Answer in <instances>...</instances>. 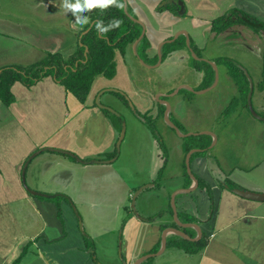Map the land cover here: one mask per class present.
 I'll return each mask as SVG.
<instances>
[{"label": "rangeland", "instance_id": "rangeland-1", "mask_svg": "<svg viewBox=\"0 0 264 264\" xmlns=\"http://www.w3.org/2000/svg\"><path fill=\"white\" fill-rule=\"evenodd\" d=\"M3 7H6L9 12V8L15 9L17 12L22 9L23 2L21 0H0V11ZM128 9L131 15L134 14L130 7ZM48 18L49 20L46 22L44 19L38 22L39 28L45 29V31L52 28L50 30L52 35L49 36L51 38L60 37V42L63 43L64 47V50L60 49V52L65 54V46L72 44L71 32L67 31L69 20L67 25L66 16H59L56 12L53 18L50 16ZM52 23H54V27L51 26ZM33 27L35 28L36 25L34 24ZM80 30L79 27L76 28L75 35ZM172 37H175V34ZM177 38L184 39L186 44L189 35L183 33L179 34ZM204 40L206 41L205 55L214 53V55L223 56L226 61L218 65L221 80L219 84L203 93L197 94L200 90L196 89L192 91L180 88L171 97L157 96L161 92L154 93V89L157 87L163 89L162 92H165V94H172L176 89L170 92L167 91L179 79L189 81V83L195 85L200 73L189 67L190 65L179 57H175V54H171L172 59L169 62H160L161 67L148 69L149 65L139 57V50L136 48L135 52L133 45L131 51L134 56L131 53H127L125 56L118 55L119 64L117 75L114 78L107 79L103 76L94 78L91 85L92 98L88 100L91 104L93 101L96 102L97 94L103 89H116L125 95L127 101L112 91H104L98 102L99 105L110 108L111 112L116 115L120 114L122 116V124L125 126L122 137H120L121 129L118 125L111 127L106 120V123L102 125V121L100 122L99 118H96L95 114L97 112L100 114L104 112L98 104L93 105L95 111L85 106L77 109L76 112L72 109V106L76 103L71 99L67 104L61 105L62 110L65 113L68 111L71 118L78 115L76 124L73 123L76 118L72 121L70 118V124H72L70 126L75 127L77 141L70 137L69 141L72 144L66 149L80 159L75 158L77 161L83 162L82 159L88 161L89 163L87 162L86 166L95 161L109 162L111 154L116 153L111 162L105 164L95 163L90 167L81 168L79 163L72 160L75 164V170L69 171V175L74 173L72 186L58 185L57 182H51L53 173L54 175L63 174L67 169L55 166L57 155L42 150L47 147L41 146L38 150L42 151L38 155L32 157L29 162L25 160L23 163V166L26 164V167L21 169L20 172L23 178L22 181L25 179L27 185L41 191L37 193L47 194L42 191H48L51 187L53 192L50 194L60 192L58 193L60 196L57 195L55 198L56 207L60 208V214L57 215L56 211L57 218L63 224L65 223L67 230L69 227L72 232L82 238L87 248L86 251H92L88 253L90 257L95 256L96 264H111L110 261H106V254L120 251L122 223L129 214L132 216L134 213L137 214L138 210H141L138 204L143 196L150 198V208L156 205L155 211H159V207L165 203L169 213L171 207L170 196L173 192L171 190L175 185L182 182L176 174L182 173V178L185 180L191 178L185 164L187 140L191 135L187 137L179 136L166 121L164 113L167 105L165 102L170 107L179 102L180 108L178 111H181V115H175L173 110L171 113L168 111L167 115L169 120L177 126L179 133L205 135L202 139L207 140L209 146L217 138L216 144L212 147V153L208 151L209 162H207L210 167L214 166L215 173L212 175L215 181L222 178L224 183L233 185L234 188H260V193L264 194V121H259L253 117L246 105L247 95L244 92L247 86L245 78L248 80L247 76H249L252 82V109L260 117H264V97L261 95L263 93L260 92V84L264 85V27L253 30L247 25L233 22L226 31L217 35L215 39L207 36ZM47 42L50 43V41ZM189 42L191 43V41ZM43 49L41 50L43 54L38 57L30 54L23 61L31 63L38 60L47 53L46 49L48 47L45 46ZM195 52L199 56L203 54L199 50H195ZM197 55L193 56L192 54V57L202 59ZM151 61L155 62L154 64L158 62L157 59ZM120 62L125 64V68ZM189 62L194 63L195 61L189 57ZM126 73L130 79L126 76ZM234 79H237L239 84ZM135 89H138V94H135ZM92 90H95L93 95ZM59 106L60 104L53 106L55 118L60 117ZM226 108L228 109L225 112ZM240 110L243 112H240L239 115ZM9 114L10 110L0 101V121L3 122L7 119ZM45 115L50 117L48 118V127L45 128L44 118V129L38 139L51 138L54 133L52 129L56 124V120L50 113ZM109 117L113 121L115 120L111 114ZM145 119L150 122L152 128L145 124ZM82 123L88 126L89 132L91 130L95 133L91 145L86 141L79 140V136L81 137L84 130ZM4 124L3 126H5ZM68 130L69 128H62L60 132L66 137ZM239 130L241 132L238 133ZM33 138L32 143H36V135H33ZM4 140H14L17 143L13 154L22 151L26 146L23 142V136L18 130L13 131V129L4 128L2 131L0 130V158L4 157L5 150L10 149V146L4 144ZM50 140L48 139V142ZM240 158H243V160H240ZM50 166L51 168H48ZM47 168L53 171L49 172L46 170ZM5 169L8 170L9 168ZM33 169L36 171L34 184L31 181ZM22 170H24L23 174ZM185 171L189 178L186 176ZM194 177L197 179L195 175ZM86 178L91 181L88 186L85 181ZM65 179L67 180L69 177ZM141 188L143 189L141 190ZM96 189L99 192H96ZM27 190L32 191L28 188ZM104 190H106L105 197L101 196L100 193ZM61 191L69 193L72 202L71 209L63 206L65 214L62 207L64 198H61L63 192ZM97 199L102 200L107 208H96L100 202ZM14 206L18 220H21L25 226L24 231L36 233L41 219L35 209L28 208L22 211L21 208H18V203ZM27 221L31 224L26 227ZM160 245L161 241L156 251L149 253L158 252ZM180 254H184L181 253V249L167 245L161 254L149 258L151 264L153 260L157 264H168L170 260L178 258ZM186 258H189L187 264H196L198 252L188 254Z\"/></svg>", "mask_w": 264, "mask_h": 264}, {"label": "crops", "instance_id": "crops-1", "mask_svg": "<svg viewBox=\"0 0 264 264\" xmlns=\"http://www.w3.org/2000/svg\"><path fill=\"white\" fill-rule=\"evenodd\" d=\"M21 1L23 2V7L20 11L16 12L15 9L9 8V12L6 7H3L2 11H0V67L10 64L25 65L28 62L23 61L24 59L30 54L36 57L43 54L41 50H44L43 48L45 46L48 47L46 52H60V49L64 50L63 43L60 42V37H56V39L49 36L52 35V33H50L52 28L46 29L45 31V29H40L38 24L42 19H44L45 22L49 20L48 16L53 18L55 12L58 13L59 16H66L67 25L69 20V29L67 31L71 32L72 44L65 46L66 53L62 55L65 57L70 55L75 49L77 38L75 29L78 27L82 29L83 26L77 25L75 23L76 16L64 9L63 0ZM163 1L165 0H127V8L130 7L134 13L132 16L141 22L145 31L143 36L149 41V46L145 49L147 61L149 62L144 61L149 65V67H147L148 69L161 67L163 61L169 62L172 59L171 54H175V57H179L182 61L189 64V67L197 71V73H200L195 85L189 83V81L179 79L169 87L167 92L180 89L183 85L196 90H204V88L206 89L211 86L214 81V69L213 74L210 75L205 68H197L195 63L189 62V57L193 59L192 53L193 56H196L195 50H199L203 53L200 54V56L198 55L202 58H198L199 60L205 61L212 68L213 66L210 63L215 64L218 71L216 84L202 92H197V94L214 88L221 81L218 65L224 62L220 61L219 63L217 60L223 56L214 55V53L211 55L204 54L206 48L205 37L209 36L215 39L217 35L228 29L216 34L212 29V22L215 18L226 14L230 10H239L264 22V0H181L185 5L186 12L183 15H176L169 10L158 11L157 6ZM72 2L75 3V1ZM79 15L84 16V13H80ZM34 24L36 25L35 28L33 27ZM53 25L54 23L51 24L52 27H54ZM56 25L58 28L59 24L57 23ZM183 33L189 35L188 44H185V40L183 39L184 45L168 53L166 57H162L161 65L157 63L154 64L155 62L153 63L151 61L155 59L158 60L157 54L159 46L162 45V52L163 46L165 43H169L167 41L171 40L174 34L178 36ZM47 41H50V43ZM189 41H191V43ZM131 50L132 45L126 49L125 54L122 56L127 55V53L133 55ZM45 55H42L38 60ZM118 55L121 56V54L116 51L115 76L117 75L119 64L117 60ZM120 64L125 68V64L122 62H120ZM126 76L130 79L127 73ZM210 76H212L211 82L208 85H204L207 80H210ZM247 77L250 85V77ZM11 91L14 95V101L6 106V108L10 110V114L3 122L0 121V130L2 131L4 128L13 129V131L18 130L23 136V142H25L26 146L22 151L13 154L17 143L14 142V140H4V144L10 146V149L5 150L4 157L0 158V264H10L27 245V253L18 264H96L95 256L90 257L88 253L92 251H86L87 248L82 238L72 232L69 227L67 230L65 223L63 224V222L57 218V203L55 198L57 195L60 196V194H58L60 192L57 191V193L53 194V197L35 194L34 192L41 191L27 185L25 179L22 181L23 178L20 173L27 157L41 146L69 151L66 148L72 144L71 141H69L70 137L77 141L75 127H71L70 125L72 124L70 123L76 118V120L73 121V123L76 124L78 115L71 118L68 111L65 113L62 110L61 105L67 104L71 99L76 103L72 106L75 112L77 109L85 106L95 111L93 103L91 104V102L88 101L89 98H92L91 90L86 102L82 104L74 95L66 92L64 87L58 83L53 76L49 75L30 87H26L21 82L16 81L11 86ZM125 91L127 92V90ZM159 91L161 92L158 93L157 96L171 97V95H167L168 93L165 94V92H162L163 89L160 87L154 89V93ZM134 92L138 94V89H135ZM260 92L263 93L261 95L264 97V89L262 90L260 88ZM93 94H95V90H92V95ZM57 104H60L58 108L60 111L59 118L54 117L53 106H57ZM67 108L66 105V110ZM179 108V102H176L173 107L169 106V113L173 110L175 115H181V111H178ZM227 109L228 108L225 109V112ZM240 112L242 113L243 111L240 110L239 115L241 114ZM47 113L52 114L56 120V124L52 129L54 133L51 138L44 137L38 139V136L44 129V118L46 123L45 128L48 127V118L50 117L45 115ZM95 116L99 118L100 122L102 121V125L106 123V121L111 127H116V123L118 125L116 120L113 121L104 112L102 114L97 112ZM119 116L121 115L119 114ZM3 123H5V126H3ZM120 124H122V122H120ZM81 125L84 127V130L81 137L79 136V140L86 141L91 145L95 133L91 132V130L89 132L88 126L83 123ZM62 128H69L66 137L60 132ZM239 132H241V130H239L238 133ZM33 135H36V143H32V141H34ZM48 139L51 140L48 142ZM216 141L217 138L213 144L210 146L207 145L206 148H190L201 149L191 154L190 169L197 179L205 180L210 186L213 195L212 208L206 188L198 187L197 184L194 190L190 192H181L175 196L174 201L177 218L181 223L197 224L201 229V235L205 233L208 236L205 247L198 252L196 264H264V201H254L243 198L226 186L222 187V183L224 184L222 178L219 181L214 180L215 178L212 175L215 173L214 166L210 167L207 162H209L208 151L212 153V147L216 144ZM47 143L48 145H46ZM44 150L49 151L48 153L53 152L57 155V158H55V166L67 169L65 172L66 175L65 173H58L57 175H54V173L52 174L51 182H57L58 185H73L74 177L72 178V176H74V173L69 175V171L75 170V164L72 160L79 163L81 168H87L95 163H109L111 159H113H109V162H91L89 166H86L89 162L83 159V162H79L74 157L65 153L46 148ZM165 150L167 151L166 146ZM203 150H205L203 155L192 157L194 153ZM240 160H243V158H240ZM7 167L9 168L8 170L5 169ZM48 168H51V166ZM48 168L46 169L47 171H53ZM34 170L35 169L31 172L32 184L35 183L34 174L36 171ZM176 176L181 178L182 182L172 188V193L180 189L189 188L194 184L192 178L187 179L188 181L183 179L182 173H178ZM66 177H69V179L66 180ZM85 181L87 186L90 185V179L86 178ZM26 187L32 191L29 192ZM142 189L143 188H141V190ZM237 189H247L253 192H260L261 190L256 187H238ZM51 190L52 187L49 188L48 191L42 192L47 193L46 195H52L50 194L53 192ZM61 192H63L61 198H64L62 207H70L71 209L72 202L70 201L69 193L64 191ZM96 192H99V190L96 189ZM100 193L101 196L105 197L106 190L100 191ZM149 199V197L145 198V196H143V198L140 199L141 202L138 204L141 210H138V213H134L132 216L129 214L123 221L122 231L120 233V251L118 253H105L107 256L106 261H110L111 264H134L139 257L151 252V249L157 245L159 246L162 235L161 232L163 229L169 227H177L186 234L188 233L184 229H194L196 232L195 236L198 235L197 230L192 226L179 227L176 225L172 207H170L168 213L166 204L164 203L163 206L159 207V211H155L157 206L155 205L150 208ZM97 200L100 202L96 208H107L102 200ZM16 203H18V208H21L20 210L22 211L32 208L38 213L41 220L36 233L24 231L25 226L21 220H18L17 213H15L14 205ZM64 207L63 212L65 209ZM183 213H189L193 217V221L187 222L182 220L179 215ZM64 214L63 218L65 220ZM67 214L69 213L67 212ZM30 224L31 222L27 221L25 225L27 227ZM171 234L174 233H167L166 242ZM89 237L92 238L94 236ZM181 253L184 254H180L178 258L170 260L168 264H187L189 261V258H186L187 255L194 254L187 253L183 250H181ZM152 264L157 263L153 260Z\"/></svg>", "mask_w": 264, "mask_h": 264}, {"label": "trees", "instance_id": "trees-1", "mask_svg": "<svg viewBox=\"0 0 264 264\" xmlns=\"http://www.w3.org/2000/svg\"><path fill=\"white\" fill-rule=\"evenodd\" d=\"M72 1L76 2V0ZM118 3H120L122 7H116L113 5L103 10L97 7L88 12H84V16H87L89 19V23L84 25L77 33L75 49L70 55L65 57L61 52H47L43 58L29 64H10L0 67V101L5 106L10 105L14 101V95L11 91V86L14 82L19 81L26 87H30L42 80L44 77L50 75L64 87L66 92L71 93L80 103L84 104L91 90L94 78L97 76H103L108 79L113 78L116 74V51H118L121 55H124L126 49L134 43L141 33L142 26L139 23L134 22L124 12L123 0H118ZM127 10L129 12L128 8ZM157 10H169L176 15H183L186 13L185 5L181 0H165L157 6ZM117 20L120 21L119 27L113 28L103 35H101L95 28L97 21H102L103 24L107 26L111 22ZM92 22L93 24L91 28L86 33L81 34ZM233 22L247 25L253 30H258L260 27H264V22L258 20L256 17L239 10H230L226 14H223L213 20L212 29L216 32V34H219L229 28L230 24ZM182 45H184V42L181 38L165 43L162 50V57H166L168 53L179 49ZM148 46L149 41L145 36H143L140 39L137 48L139 50V57L145 62L147 61L145 49ZM85 48H87V52H85ZM193 60L195 61L194 63L197 68H205L210 75L213 74V68L208 63L199 59L193 58ZM217 61L219 63L220 61L225 62L226 59L222 57ZM209 78L210 80H207L204 85H208L211 82L212 76ZM245 80L247 82V86L244 92L247 95L249 91V81L246 78ZM234 81L239 84L237 79H234ZM260 88L263 90L264 85L260 84ZM112 92L127 101L123 93L119 91ZM93 105H96L94 101ZM102 110L108 116L111 114V116L119 122L118 126L121 129L120 122H122V116L116 115L105 108ZM145 121V124L150 127V122L146 119ZM152 131L154 130L152 129ZM203 136L205 135L189 136L186 151L192 147L206 148L209 142L202 139ZM203 152H205V150L196 152L192 157L196 155H203ZM115 155L116 153L111 154L110 158ZM185 174L189 178L186 171ZM223 186H226L230 190L234 188L233 185H229L226 182L222 184V187ZM198 187L206 188L212 208L213 195L210 186L198 178ZM59 210L60 208L58 207L57 215L60 214ZM179 216L182 220L187 222L193 221V217L189 213H183ZM184 230L190 235V237H195L196 232L194 229L186 228ZM207 241L208 236L205 233H202L201 237L196 241H190L182 238L181 236L171 234L167 238L166 246H174L187 253H197L205 247ZM157 247L158 245L155 249H151V252H155ZM27 249L28 245L22 249L20 254L10 264H18L27 253ZM140 264H151L150 258L144 260Z\"/></svg>", "mask_w": 264, "mask_h": 264}, {"label": "water", "instance_id": "water-1", "mask_svg": "<svg viewBox=\"0 0 264 264\" xmlns=\"http://www.w3.org/2000/svg\"><path fill=\"white\" fill-rule=\"evenodd\" d=\"M123 3H124V12L134 21V22H137L141 25V22L135 18L134 16H132L131 14H129L128 10H127V0H123ZM93 22L88 26V28L86 30H84L81 34L83 33H86L92 26ZM142 26V30H141V33L139 35V37L134 41V43L132 44L133 45V49L135 50L136 52V46L137 44L139 43L140 39L143 37V35L145 34L144 32V29H143V25ZM177 36L173 37L171 40H168L167 42H172L174 39H176ZM186 44H188V40H186ZM162 46V45H161ZM161 46H159L158 48V62L157 64H159L162 60V52H161ZM85 52H87V48H85ZM193 54V53H192ZM138 57V55H136ZM139 58V57H138ZM143 62V60H141ZM210 63V62H209ZM212 66H213V69H214V81L213 83L211 84L210 87H213L216 82H217V79H218V71H217V67L215 64L213 63H210ZM208 87V88H210ZM181 88H186V89H190L193 91L192 88H189L188 86L186 85H183L181 86ZM206 88V89H208ZM204 89V90H206ZM204 90H200L198 92H202ZM104 91H114V92H118L119 90H116V89H103L101 90L97 96H96V104L99 105V98L101 96V94L104 92ZM178 89L174 90L173 93L177 92ZM121 92V91H119ZM122 93V92H121ZM172 93V94H173ZM172 94H167V95H172ZM251 95H252V82L250 80V85H249V91L247 93V106L251 112V114L255 117V118H258L260 120H264V117H260L253 109H252V105H251ZM165 102V101H164ZM166 105H167V108L165 110V113H164V117L166 118V121L170 124V126L176 131V133L179 134V136H183V137H186V136H189V135H193V134H181L179 133V130L177 128V126L171 122L168 118V111H169V104L167 102H165ZM100 108H105V109H108L111 111L110 108H107L105 106H102V105H99ZM125 131V126L124 124H122V127H121V136H123V133ZM207 134V133H205ZM45 149V148H44ZM42 149V150H44ZM46 149H49V150H56V151H59L61 153H65L69 156H73L74 158L78 159L76 157V155L74 153H70L69 151H65V150H58V149H55V148H46ZM42 150H37L35 152H33L32 154H30L28 157H27V161H29L34 155L38 154L40 151ZM201 149L199 148H193V149H190L187 153H186V156H185V164H186V167H187V171L188 173L190 174L191 178L193 179L194 181V184L192 186H190L189 188H184V189H180V190H177L176 192L172 193L171 194V201H170V204H171V207H172V210H173V216H174V220L176 222V225L179 226V227H194L196 230H197V233L198 235L195 236V237H190L188 234H186L184 231L180 230L179 228L177 227H172V228H166L162 231V235H161V245H160V250L156 253H149V254H145L141 257H139L135 262L134 264H139L141 263L142 261L146 260L147 258L151 257V256H154V255H157V254H160L163 252V250L166 248V235L167 233L171 232V233H174V234H177L179 236H181L182 238L184 239H187V240H190V241H196L200 238L201 236V229L200 227L197 225V224H194V223H181L179 222L178 218H177V211H176V207H175V196L178 194V193H181V192H190L192 190H194L196 187H197V184H198V181L197 179L194 177L193 173L191 172V169H190V157H191V154L194 152V151H199ZM80 160V159H78ZM26 161V162H27ZM26 164H24L23 166V169L25 168ZM24 170H22V174H23ZM234 193L238 194L239 196L243 197V198H247V199H251V200H254V201H264V194L263 193H260V192H253V191H249V190H241V189H237V188H232L231 189ZM35 194H40V195H44V196H51L53 197L54 195H46V194H41V193H37V192H34Z\"/></svg>", "mask_w": 264, "mask_h": 264}, {"label": "clouds", "instance_id": "clouds-1", "mask_svg": "<svg viewBox=\"0 0 264 264\" xmlns=\"http://www.w3.org/2000/svg\"><path fill=\"white\" fill-rule=\"evenodd\" d=\"M122 7L118 0H76L75 3L72 0H63V7L65 10L70 11L76 16L75 23L80 26H84L89 23L87 16H81L80 13L88 12L93 8H100L101 10L107 9L110 6ZM120 21H113L109 25L105 26L102 21H97L95 28L103 35L113 28L119 27Z\"/></svg>", "mask_w": 264, "mask_h": 264}]
</instances>
